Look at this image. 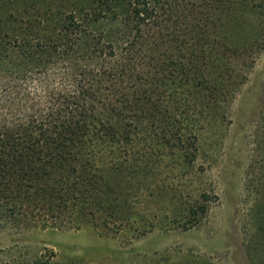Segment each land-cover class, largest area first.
Returning a JSON list of instances; mask_svg holds the SVG:
<instances>
[{"label":"trees","instance_id":"16d2710c","mask_svg":"<svg viewBox=\"0 0 264 264\" xmlns=\"http://www.w3.org/2000/svg\"><path fill=\"white\" fill-rule=\"evenodd\" d=\"M263 52L264 0H0V230H123Z\"/></svg>","mask_w":264,"mask_h":264},{"label":"rangeland","instance_id":"374dc122","mask_svg":"<svg viewBox=\"0 0 264 264\" xmlns=\"http://www.w3.org/2000/svg\"><path fill=\"white\" fill-rule=\"evenodd\" d=\"M227 114L206 127L194 168L153 174L123 230L7 227L0 264H264V52ZM197 201L206 212L190 216Z\"/></svg>","mask_w":264,"mask_h":264}]
</instances>
